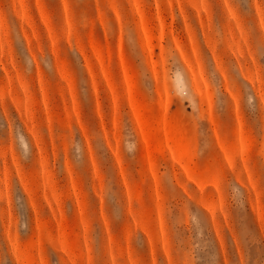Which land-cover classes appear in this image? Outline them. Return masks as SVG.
I'll return each mask as SVG.
<instances>
[{"label":"rangeland","instance_id":"374dc122","mask_svg":"<svg viewBox=\"0 0 264 264\" xmlns=\"http://www.w3.org/2000/svg\"><path fill=\"white\" fill-rule=\"evenodd\" d=\"M0 264H264V0H0Z\"/></svg>","mask_w":264,"mask_h":264},{"label":"bare ground","instance_id":"6f19581e","mask_svg":"<svg viewBox=\"0 0 264 264\" xmlns=\"http://www.w3.org/2000/svg\"><path fill=\"white\" fill-rule=\"evenodd\" d=\"M149 44L147 40V45ZM137 121L139 122L142 128V134L145 142H152L159 149H168L171 153H181L185 150V142L180 135V129L176 126H171L166 121L162 120V127H160L154 136L151 138L148 135V132L144 129V126L147 123V119L144 114L136 109L135 111Z\"/></svg>","mask_w":264,"mask_h":264}]
</instances>
